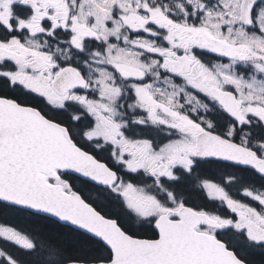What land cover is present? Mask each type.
Segmentation results:
<instances>
[{"label": "snow or ice", "instance_id": "obj_1", "mask_svg": "<svg viewBox=\"0 0 264 264\" xmlns=\"http://www.w3.org/2000/svg\"><path fill=\"white\" fill-rule=\"evenodd\" d=\"M0 264H264V0H0Z\"/></svg>", "mask_w": 264, "mask_h": 264}]
</instances>
